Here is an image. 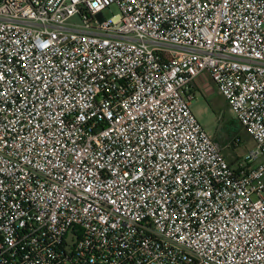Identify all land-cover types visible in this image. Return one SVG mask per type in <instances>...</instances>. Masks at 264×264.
<instances>
[{"label":"built area","instance_id":"obj_1","mask_svg":"<svg viewBox=\"0 0 264 264\" xmlns=\"http://www.w3.org/2000/svg\"><path fill=\"white\" fill-rule=\"evenodd\" d=\"M0 264H264V0H0Z\"/></svg>","mask_w":264,"mask_h":264},{"label":"rangeland","instance_id":"obj_2","mask_svg":"<svg viewBox=\"0 0 264 264\" xmlns=\"http://www.w3.org/2000/svg\"><path fill=\"white\" fill-rule=\"evenodd\" d=\"M118 13L116 7H111L106 9L103 15L106 19H110ZM72 23L81 24V21L75 18ZM192 111L202 127L223 149L229 163L245 158L251 150L255 149V142L236 120L222 96L217 94L207 98L197 90Z\"/></svg>","mask_w":264,"mask_h":264},{"label":"crops","instance_id":"obj_3","mask_svg":"<svg viewBox=\"0 0 264 264\" xmlns=\"http://www.w3.org/2000/svg\"><path fill=\"white\" fill-rule=\"evenodd\" d=\"M199 91L207 98L214 97L217 94L219 96H221L218 93L215 85L207 77H204V79L202 81H200V89H199Z\"/></svg>","mask_w":264,"mask_h":264},{"label":"trees","instance_id":"obj_4","mask_svg":"<svg viewBox=\"0 0 264 264\" xmlns=\"http://www.w3.org/2000/svg\"><path fill=\"white\" fill-rule=\"evenodd\" d=\"M238 162V161H237ZM237 162H232V163H230L232 166H234Z\"/></svg>","mask_w":264,"mask_h":264}]
</instances>
